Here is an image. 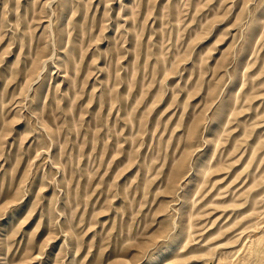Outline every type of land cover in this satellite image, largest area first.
I'll list each match as a JSON object with an SVG mask.
<instances>
[{
    "label": "rangeland",
    "instance_id": "rangeland-1",
    "mask_svg": "<svg viewBox=\"0 0 264 264\" xmlns=\"http://www.w3.org/2000/svg\"><path fill=\"white\" fill-rule=\"evenodd\" d=\"M0 264H264V0H0Z\"/></svg>",
    "mask_w": 264,
    "mask_h": 264
}]
</instances>
